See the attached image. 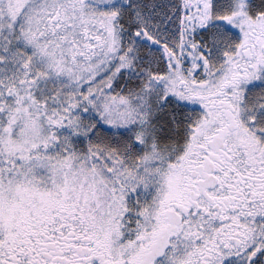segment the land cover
<instances>
[{
  "label": "snow or ice",
  "instance_id": "6c2138e0",
  "mask_svg": "<svg viewBox=\"0 0 264 264\" xmlns=\"http://www.w3.org/2000/svg\"><path fill=\"white\" fill-rule=\"evenodd\" d=\"M0 264H264V0H0Z\"/></svg>",
  "mask_w": 264,
  "mask_h": 264
}]
</instances>
